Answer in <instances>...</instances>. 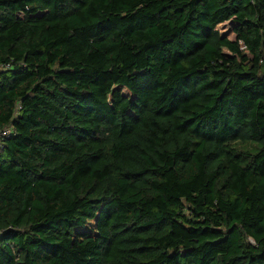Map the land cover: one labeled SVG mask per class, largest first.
Here are the masks:
<instances>
[{
    "label": "trees",
    "instance_id": "trees-1",
    "mask_svg": "<svg viewBox=\"0 0 264 264\" xmlns=\"http://www.w3.org/2000/svg\"><path fill=\"white\" fill-rule=\"evenodd\" d=\"M4 129L0 264H264V0H0Z\"/></svg>",
    "mask_w": 264,
    "mask_h": 264
},
{
    "label": "built area",
    "instance_id": "built-area-1",
    "mask_svg": "<svg viewBox=\"0 0 264 264\" xmlns=\"http://www.w3.org/2000/svg\"><path fill=\"white\" fill-rule=\"evenodd\" d=\"M10 133L9 129H4L0 131V137L7 136Z\"/></svg>",
    "mask_w": 264,
    "mask_h": 264
},
{
    "label": "rangeland",
    "instance_id": "rangeland-1",
    "mask_svg": "<svg viewBox=\"0 0 264 264\" xmlns=\"http://www.w3.org/2000/svg\"><path fill=\"white\" fill-rule=\"evenodd\" d=\"M220 28H222V32H227L228 33V31H230V26H229V24L228 25H226L225 27H220Z\"/></svg>",
    "mask_w": 264,
    "mask_h": 264
}]
</instances>
